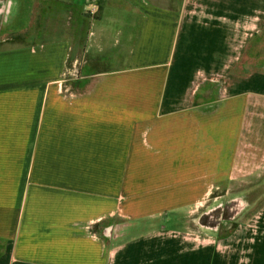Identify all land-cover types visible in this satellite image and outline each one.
Masks as SVG:
<instances>
[{
  "label": "crops",
  "instance_id": "1",
  "mask_svg": "<svg viewBox=\"0 0 264 264\" xmlns=\"http://www.w3.org/2000/svg\"><path fill=\"white\" fill-rule=\"evenodd\" d=\"M0 264H264V0H0Z\"/></svg>",
  "mask_w": 264,
  "mask_h": 264
},
{
  "label": "rangeland",
  "instance_id": "2",
  "mask_svg": "<svg viewBox=\"0 0 264 264\" xmlns=\"http://www.w3.org/2000/svg\"><path fill=\"white\" fill-rule=\"evenodd\" d=\"M50 3H52V0H50ZM65 13V6H55L54 12L52 14H47L42 19L43 28L39 30V32H37L38 34L36 33V28L32 29L31 31L27 32V34L30 35V39H26L27 42H24L25 44H22L23 42H20L17 44H13L12 47H17L20 45H22L21 47H30L29 45L34 44V42L42 44L43 42H55L61 39L65 22ZM218 86L221 87L223 85Z\"/></svg>",
  "mask_w": 264,
  "mask_h": 264
},
{
  "label": "trees",
  "instance_id": "3",
  "mask_svg": "<svg viewBox=\"0 0 264 264\" xmlns=\"http://www.w3.org/2000/svg\"><path fill=\"white\" fill-rule=\"evenodd\" d=\"M51 9H52V4H51ZM49 10H50V6L44 5L41 7L40 14L38 15V19H37L36 26H35L36 33L39 32V30H41L43 28L42 19H43V17H45V15L48 14ZM10 38L11 39L9 40V43L11 45L17 44L20 42H23L22 44H25L27 42L26 39H30V35H28L27 32L21 33V34L17 33V34L11 35ZM46 43H48V42H43L42 44H46ZM37 45H41V44H39L38 42H34V44L29 45V46H37ZM21 46L22 45L17 46V47L20 48Z\"/></svg>",
  "mask_w": 264,
  "mask_h": 264
}]
</instances>
